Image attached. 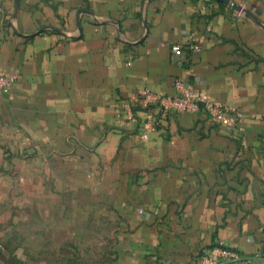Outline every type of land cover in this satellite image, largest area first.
<instances>
[{
	"label": "crops",
	"instance_id": "obj_1",
	"mask_svg": "<svg viewBox=\"0 0 264 264\" xmlns=\"http://www.w3.org/2000/svg\"><path fill=\"white\" fill-rule=\"evenodd\" d=\"M0 0V264H264V0ZM206 7V9H203ZM210 29V30H208ZM191 38H203L191 48ZM179 47L180 53L173 48ZM180 79L245 118L118 110Z\"/></svg>",
	"mask_w": 264,
	"mask_h": 264
},
{
	"label": "built area",
	"instance_id": "obj_2",
	"mask_svg": "<svg viewBox=\"0 0 264 264\" xmlns=\"http://www.w3.org/2000/svg\"><path fill=\"white\" fill-rule=\"evenodd\" d=\"M191 41V48L198 50L203 38L198 42L191 38ZM173 51L180 53L178 46H175ZM17 81L16 74L0 70V95L11 96ZM175 88L177 91L175 96H161L150 88H144L133 94L118 110L121 127L126 128L134 122L137 118V111L141 109L145 112L146 118L142 139L147 140L149 133L156 128L154 123L156 110L166 116L203 113L213 124L224 126L233 134L238 135L241 145L246 146L245 118L240 111L212 100L209 95L196 90L191 84L185 85L180 79L175 81ZM200 264H254V262L240 251L228 247L224 242H218L202 253Z\"/></svg>",
	"mask_w": 264,
	"mask_h": 264
},
{
	"label": "water",
	"instance_id": "obj_3",
	"mask_svg": "<svg viewBox=\"0 0 264 264\" xmlns=\"http://www.w3.org/2000/svg\"><path fill=\"white\" fill-rule=\"evenodd\" d=\"M215 1L221 2V3L225 4V5H227L228 7H230V9L235 10L237 12L241 11L240 8L236 4L231 3L230 0H215Z\"/></svg>",
	"mask_w": 264,
	"mask_h": 264
}]
</instances>
